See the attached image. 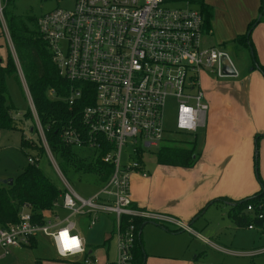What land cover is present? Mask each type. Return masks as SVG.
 Returning a JSON list of instances; mask_svg holds the SVG:
<instances>
[{"label": "built area", "instance_id": "2783aa9c", "mask_svg": "<svg viewBox=\"0 0 264 264\" xmlns=\"http://www.w3.org/2000/svg\"><path fill=\"white\" fill-rule=\"evenodd\" d=\"M181 1L75 0L72 8H57L38 17L39 29L60 75L81 86L94 87L84 89L79 85L69 96L49 90L52 99L69 103L75 111L62 131V139L82 158L95 164L100 159L112 169L105 179L106 170L95 172L100 187L95 194H79L61 169L28 92L46 158L60 174L63 187L51 212L54 218L39 221L24 205L18 222L0 223V251L28 247L32 239L45 237L62 260L134 264L136 226L132 223L124 227L126 216L192 231L188 223L139 207L131 193L132 176L149 175L146 155L167 140L168 108H174L179 131L192 133L205 128L210 106L202 76L208 71L218 77L238 74L223 47L204 46L205 17L200 5L193 7L187 2V7H182ZM6 4L7 0H0V19L7 30ZM227 68L233 73H226ZM83 98L89 101L78 108ZM38 161L42 162L40 157H30L31 164L41 165ZM248 211H254V206L249 205ZM102 214L112 224L109 238L116 239L113 257L106 247L105 262L95 257L100 248L87 244L74 219L87 217L88 228H92ZM258 216L263 218L264 214ZM65 230L70 236L79 233L82 251L64 249L61 234Z\"/></svg>", "mask_w": 264, "mask_h": 264}, {"label": "rangeland", "instance_id": "374dc122", "mask_svg": "<svg viewBox=\"0 0 264 264\" xmlns=\"http://www.w3.org/2000/svg\"><path fill=\"white\" fill-rule=\"evenodd\" d=\"M196 1L199 0H182L180 5L182 7H187V2H189L191 6L197 7L199 4L196 3ZM204 1L208 4L215 5L218 12V22L215 29L216 32L213 35L211 34L210 37L208 34L205 35L203 40L204 46H218L213 44L216 41H219V33L226 32L229 36H231V31L235 33V31H237L235 30L236 26L240 27V22H243L242 20L245 17H248L249 23H251L253 20H260L262 18V14L260 13L262 0ZM74 4L75 0H15L14 11L15 14L24 18H36L48 11L57 8H72ZM0 21V63L6 64L11 52L15 57L14 60L17 62L16 69L18 71V73L7 76L9 100L16 108L13 112V116L15 118L17 128L13 130L0 129V181L11 178L15 179L23 172L26 165L30 163V157L38 156L40 157V160H42V162L38 161V163L40 162L43 171L55 185L62 189V178L55 167L52 166L48 159L42 155V152H40L36 145L35 147L26 146L25 142L27 141L33 142L40 146L42 144V139L37 131L38 128L35 118L33 117L32 119L28 118L29 116L26 117L28 110L31 109L32 113L34 112V109L30 103V91L22 70V66L15 51L9 29L7 27L6 30V25L1 19ZM263 26L264 19L256 26L254 25L251 27L249 33H251L252 40L254 35L256 36V34H258L257 30L259 28L262 29ZM247 31L248 28L243 33H247ZM233 39L234 38L221 39V41H226V47L224 46L223 48L230 55L235 67L239 71V74L237 77H218L216 74L209 73L208 71L206 74L212 76L210 81L207 80L209 83H205L207 89L210 90L209 93H212L211 89L213 88V83L215 81L241 80L246 75L250 74L256 67L253 51L251 48H237L233 42ZM16 77H19L20 83L17 81ZM225 113L226 110L222 107V114ZM33 116H35L34 113ZM165 127L167 129V140H165L162 144L172 140H187L189 142L196 141V157H200L206 138L204 127H200L196 132L192 133L179 131L175 125V111L173 106H170L166 112ZM259 134L264 136V133ZM22 139H24V143L22 142ZM262 140H264V137ZM262 140L259 141V145L257 147V139L254 138L255 147L253 160L255 178L259 184V190H261L262 187L256 171V155L258 153V168L260 176L263 178L264 150L262 149L264 147L261 148ZM158 151L159 148L153 147L151 153L145 157L147 170L151 173H155L157 166H159L157 158ZM57 159L61 165V159L58 156ZM74 168L75 164L71 163L66 178L74 186L79 194L84 197H91L100 189L99 185L97 184L98 182L96 183L97 174L76 172V168ZM253 195L254 194L252 193L241 198L240 200ZM228 212L229 206L225 203H222L218 206H212L208 212L199 218L194 227L199 229L204 227V230H199L200 233H202L204 236L212 237L214 240H217L219 243L229 248L231 250L230 253L220 252L206 246L203 244L201 239L193 236L192 232L190 231L182 230L178 233H175L168 231L167 228L162 227L160 224V226L148 224L143 229L144 250L147 258L146 261L148 260L147 255H151L153 253H161L162 255L180 258H189L201 249L204 251V253H202L199 258L206 263L264 264V229L260 226H255V229H249L247 226H238L229 217ZM46 213L47 214L45 218H54V215L51 213V211ZM74 219H76L78 230L85 238L87 244L93 248H100L95 253V257L98 258L100 262L106 261V247H109V244L110 256H114L116 239L115 237L114 239L109 238L111 232L110 227L112 224L111 222L109 223V218L107 215L102 214V216H100V220L92 228H88L87 217L78 216ZM167 225H170L172 229L177 228V226L172 224ZM38 241L39 242L36 247H10L1 251L0 264H82V262L61 260L59 257H57L58 255L56 248L52 241H46L43 239V237H39ZM195 249H197V251H195Z\"/></svg>", "mask_w": 264, "mask_h": 264}, {"label": "trees", "instance_id": "16d2710c", "mask_svg": "<svg viewBox=\"0 0 264 264\" xmlns=\"http://www.w3.org/2000/svg\"><path fill=\"white\" fill-rule=\"evenodd\" d=\"M196 3L200 5L204 14V31L208 34L212 30V21L215 16L214 7L204 0L196 1ZM14 10L15 0H7L4 8L7 27L40 120L47 129L46 136L48 142L53 151L61 159L62 164L60 166L64 174H68L70 164L74 163L76 172L92 174L103 168L107 171L106 174H103V179L107 178L112 169V165L102 163L100 159L96 164L90 162L82 158L75 149L63 141L61 136L62 131L74 117L75 111L71 109L69 103L52 99L49 95V90L54 89L60 96H69L72 89L79 87L80 84L74 83L60 75L59 69L48 49L47 42L39 29L38 17L24 18L15 14ZM260 13L262 14V18L260 20H253L248 27L247 33L238 35L233 42L237 48H251L256 64L255 69H259L264 75V65L258 61L252 36L249 33L252 26H256L264 19V0H262L260 6ZM14 58L10 52V57L6 64L0 63V129L2 130H13L17 128L13 116L16 108L9 100L7 85V76L18 73L16 69L17 62ZM16 79L19 82V77H16ZM81 87L84 89L93 88L94 90L92 85H83ZM85 101L89 100L85 98L80 100L77 104V106L79 105L78 108L84 107L87 104ZM27 116L33 119L34 116L31 109L26 113ZM263 137L260 134L256 135L257 147ZM22 140L24 143V139ZM25 143L28 147H35L36 145L40 152H42V155L46 157V151L42 144L39 146L33 142L27 141ZM196 148V141L172 140L165 142L161 145L157 153L158 163L161 165L186 168L193 167L198 159L196 157ZM258 159L259 156L257 153V167ZM257 171L262 189L251 197L233 202V204L229 205L228 215L238 226L249 227L253 225L260 226L264 229V217L260 218L258 216L260 213L264 214V180L259 174V168H257ZM61 192L62 189L51 181L41 168V165L29 163L23 172L14 179L13 184L8 185L0 181V223L6 225L8 223L18 222L19 212L24 205L29 206L37 220L43 221L47 214L46 212L53 210L54 203L59 198ZM217 201L224 203L232 200L229 198H221L211 202V204ZM249 205L254 206V211H248ZM149 221L152 220L132 219L130 216L124 218V227L132 223L136 226L137 238L133 248L134 264H146L143 229ZM155 222L160 223L163 227L165 225L168 229L166 224L159 221ZM171 231L179 232L182 229H174ZM37 244L38 239L34 238L30 246L36 247Z\"/></svg>", "mask_w": 264, "mask_h": 264}, {"label": "crops", "instance_id": "0c3cea01", "mask_svg": "<svg viewBox=\"0 0 264 264\" xmlns=\"http://www.w3.org/2000/svg\"><path fill=\"white\" fill-rule=\"evenodd\" d=\"M212 6L215 16L209 37L216 32L218 22L217 8ZM242 21L240 27L236 26L235 33L231 31V36L226 32L219 33V41L213 45L226 47V41L221 39H235L244 34L250 23L248 17ZM257 33L253 42L259 63L264 65V26L259 28ZM211 78L208 74L202 76V85L210 109L204 128L205 144L200 157H197V163L190 168L159 164L155 173L149 171L147 177L134 174L131 179V193L139 207L171 216L184 223H192L190 232L201 239L203 244L217 251L230 253L231 250L217 240L202 235L199 230H204V227L199 229L194 226L212 206L222 204L220 201L213 204L211 202L229 198L232 201L224 202L229 206L245 196L256 194L259 190L253 154L254 138L257 134L264 133V75L259 69H254L241 80L215 81L212 93H209L205 83H209L207 80L210 81ZM222 107L226 110L225 114H222ZM263 147L264 140L261 142V148ZM262 179L264 180V175ZM148 224L152 223L146 225ZM159 224L154 225L160 226ZM167 226L168 231L174 230L170 225ZM164 227L166 228L165 225ZM43 239L51 241L45 237ZM197 252L189 258L153 253L147 255L146 264H211L199 258L204 253L203 250Z\"/></svg>", "mask_w": 264, "mask_h": 264}, {"label": "clouds", "instance_id": "9594fccd", "mask_svg": "<svg viewBox=\"0 0 264 264\" xmlns=\"http://www.w3.org/2000/svg\"><path fill=\"white\" fill-rule=\"evenodd\" d=\"M63 233H66L65 236H62V245L64 249L68 251H82L83 239L79 233H77L76 236H70L68 230H65ZM77 241L78 247L75 246ZM65 245H68V247H65Z\"/></svg>", "mask_w": 264, "mask_h": 264}, {"label": "water", "instance_id": "95a60500", "mask_svg": "<svg viewBox=\"0 0 264 264\" xmlns=\"http://www.w3.org/2000/svg\"><path fill=\"white\" fill-rule=\"evenodd\" d=\"M226 73H233V71L232 70H226ZM2 182L3 183H5V184H8V185H11V184H13V182H14V179L13 178H11V179H5V180H2ZM149 223H152V224H159V223H157V222H155V221H149ZM191 225H192V223H188V226H190L191 227Z\"/></svg>", "mask_w": 264, "mask_h": 264}, {"label": "snow or ice", "instance_id": "6c2138e0", "mask_svg": "<svg viewBox=\"0 0 264 264\" xmlns=\"http://www.w3.org/2000/svg\"><path fill=\"white\" fill-rule=\"evenodd\" d=\"M62 236H65L66 235V233H62L61 234ZM76 247H78V241H77V243H76V245H75ZM65 247H68V245H65Z\"/></svg>", "mask_w": 264, "mask_h": 264}]
</instances>
